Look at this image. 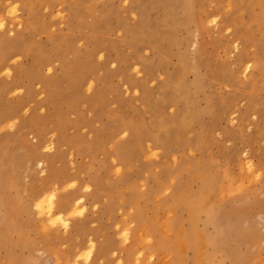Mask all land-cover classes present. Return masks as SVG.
Segmentation results:
<instances>
[{
	"label": "rangeland",
	"instance_id": "1",
	"mask_svg": "<svg viewBox=\"0 0 264 264\" xmlns=\"http://www.w3.org/2000/svg\"><path fill=\"white\" fill-rule=\"evenodd\" d=\"M204 191L199 264H264V0H0V264H171Z\"/></svg>",
	"mask_w": 264,
	"mask_h": 264
},
{
	"label": "bare ground",
	"instance_id": "2",
	"mask_svg": "<svg viewBox=\"0 0 264 264\" xmlns=\"http://www.w3.org/2000/svg\"><path fill=\"white\" fill-rule=\"evenodd\" d=\"M32 75L33 74L31 73V76ZM47 187H50V186H47ZM206 187L207 186L204 187L205 190H206ZM238 191H240V190H238ZM205 198H206V191H204L202 194H200V195H198L196 197L188 198L189 201L187 203H183V205L185 207V210L188 211L189 218L193 222L192 225H193L194 231L191 234H187V232L184 229L179 230V228L177 226H173L172 225V220L168 219V220L164 221L165 222V227H163L162 229H158V227H156V230L153 231V234L154 235L155 234L156 235L159 234L158 235V241H156L155 243H152L151 244V243L145 241V235L142 233L141 236H137V237L135 236L134 237V242L137 243V244L144 242L145 244H148L147 247L150 248V249H152V250H156V251L167 250L170 253H173L174 255H170L169 256V258L172 259L171 264H173V261L178 260V258L180 257V254L179 253H183L184 250L182 249V242L185 241V244L183 245V248H185V247L187 248V247L191 246L194 249L193 251L196 253V256L194 257L195 258L194 259V264H199V261H201V260H203V261H209L212 258V252L211 251L208 252L206 249H207V247L209 245L212 246L213 244L215 245L213 247V250H214V248L217 247L216 244H215V237H217L222 232L223 227L218 222L217 223L218 225L216 226V231L212 234V233L207 232L204 228H198L197 225L195 224V221L197 220V217L199 215L198 212L200 210H202L203 208L206 207V205H205ZM16 200H18V199H16ZM16 200L12 202V205H9V207L11 206V208H12L11 209V212H14L16 210V207H15ZM59 205H58V207H59V210H60L62 207H61V205L60 206ZM172 208H175L176 209L177 208V205L175 204L174 206H172ZM51 213H53L52 210H51ZM53 214H51V215L49 214L50 217H53L54 216ZM207 219L208 220H216L218 218H217L216 214L213 213V214L208 215ZM12 221H13V219H12ZM15 221H13V223ZM258 221H261V220H258ZM226 222H228V221H226ZM226 226H225V228H226ZM27 237L29 238V236H27ZM256 237H258V236H256ZM257 241H258V239H257ZM176 242H179V248H180V250H177ZM253 243L254 242L252 241L251 244H253ZM132 254H133V252H132ZM127 256L128 255H126L125 257L127 258ZM158 264H160V263H158Z\"/></svg>",
	"mask_w": 264,
	"mask_h": 264
}]
</instances>
